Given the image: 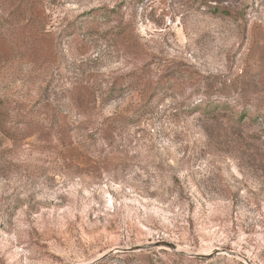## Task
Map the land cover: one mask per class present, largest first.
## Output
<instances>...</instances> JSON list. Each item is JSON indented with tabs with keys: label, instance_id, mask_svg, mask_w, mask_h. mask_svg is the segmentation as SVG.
Wrapping results in <instances>:
<instances>
[{
	"label": "rangeland",
	"instance_id": "rangeland-1",
	"mask_svg": "<svg viewBox=\"0 0 264 264\" xmlns=\"http://www.w3.org/2000/svg\"><path fill=\"white\" fill-rule=\"evenodd\" d=\"M126 2L0 0V264H264V0ZM215 87L231 110L181 108Z\"/></svg>",
	"mask_w": 264,
	"mask_h": 264
},
{
	"label": "trees",
	"instance_id": "trees-1",
	"mask_svg": "<svg viewBox=\"0 0 264 264\" xmlns=\"http://www.w3.org/2000/svg\"><path fill=\"white\" fill-rule=\"evenodd\" d=\"M129 2L126 3H132L134 1H139V0H128ZM200 5L206 6V8L211 11L212 13H221L224 15H231L232 11L228 9L226 6L221 5L222 0H196ZM125 3V1H123ZM123 3V4H124ZM97 12L94 16L93 19L95 21H100L102 23H108L112 20L118 19L120 20L121 15L120 13L114 8H100L97 9ZM10 16V13H8ZM7 20V19H6ZM73 26V25H72ZM115 31L113 28L111 32ZM76 32V29L74 27L71 28L70 31H68L67 35L74 34ZM118 35V32L116 31L115 33H112L109 36V41L114 40V38ZM130 75V74H129ZM143 75L137 74V72H132L131 77L128 76H120L116 79H114L110 86L108 87L109 93L112 95L115 94H120L124 91L125 87H128L129 83H133L136 81L139 77H142ZM181 84L178 82V79L174 76L168 77V76H160L156 79L154 86L152 87V92H151V97L145 101L144 103L140 104L137 106L132 112H130L129 115H127V120L128 122H137L140 121L142 118H144L146 115L151 114L155 111V108L157 107V102L160 100L158 98L157 102H153V99L159 96H164L167 94H173V93H178L181 94L180 91ZM206 90V88H205ZM212 90V89H211ZM210 93H203V98H198L194 100L193 102V92L188 96V98L181 103L182 109L185 112H193V111H202L203 113H214L217 109H230L232 106L230 103L226 100V97L229 96V91L226 90V87H220L219 89H213ZM213 94H216V97L214 99H211V96ZM3 101L0 99V108L3 105ZM262 107L258 105H254L248 108L242 109L239 113H236L235 111H232L236 114V118L238 121H244L245 119H249V121L257 122L259 118V112ZM231 110V109H230ZM39 115H44V120L50 124L51 127L56 126V120L57 117L55 116L54 113H49L48 111L44 109H40L38 112ZM25 120L22 122L23 125L20 127V130H25L23 135L27 134V130L31 129L32 126H36L40 123V120L34 119L33 116L30 114H24ZM0 117H2V114L0 112ZM43 120V119H42ZM71 123H68V121H65L64 127L66 128H71ZM3 130L5 134H9L12 137H15L16 131H10V129H7L3 127ZM19 130V131H20ZM18 132V131H17ZM29 132V131H28ZM147 262L150 263V260H147Z\"/></svg>",
	"mask_w": 264,
	"mask_h": 264
},
{
	"label": "water",
	"instance_id": "water-1",
	"mask_svg": "<svg viewBox=\"0 0 264 264\" xmlns=\"http://www.w3.org/2000/svg\"><path fill=\"white\" fill-rule=\"evenodd\" d=\"M157 245H163V246H167L171 249H175V245L172 244V243H168V242H165V241H161V242H158Z\"/></svg>",
	"mask_w": 264,
	"mask_h": 264
}]
</instances>
